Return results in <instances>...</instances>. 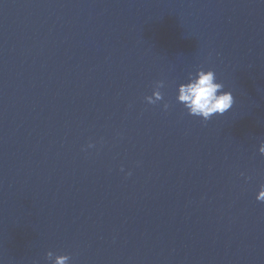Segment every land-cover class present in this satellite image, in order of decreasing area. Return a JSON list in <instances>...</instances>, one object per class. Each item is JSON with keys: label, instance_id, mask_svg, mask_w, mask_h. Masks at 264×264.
Segmentation results:
<instances>
[{"label": "water", "instance_id": "1", "mask_svg": "<svg viewBox=\"0 0 264 264\" xmlns=\"http://www.w3.org/2000/svg\"><path fill=\"white\" fill-rule=\"evenodd\" d=\"M261 142L264 0H0V264H264Z\"/></svg>", "mask_w": 264, "mask_h": 264}, {"label": "clouds", "instance_id": "2", "mask_svg": "<svg viewBox=\"0 0 264 264\" xmlns=\"http://www.w3.org/2000/svg\"><path fill=\"white\" fill-rule=\"evenodd\" d=\"M164 87V80L156 81L152 94L145 97L147 103L156 105L164 100V93L161 91ZM176 100L183 105L188 114L200 117L204 122L211 120L215 115L225 114L235 103L233 92L225 90V85L217 79L215 70L211 68L205 70L204 67L189 73L186 81L178 85ZM169 107L170 104L165 101L163 108L168 110ZM94 146L93 143H89L87 147ZM259 152L264 154V142H261ZM128 175H131V172ZM256 199L264 202V184L260 185ZM47 259L53 264H70L71 257L69 254L57 255L49 251Z\"/></svg>", "mask_w": 264, "mask_h": 264}]
</instances>
